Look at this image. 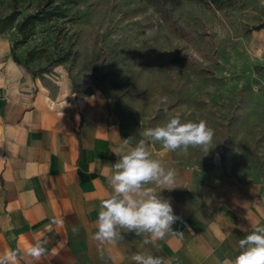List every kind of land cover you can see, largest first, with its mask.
I'll return each instance as SVG.
<instances>
[{
    "label": "rangeland",
    "instance_id": "374dc122",
    "mask_svg": "<svg viewBox=\"0 0 264 264\" xmlns=\"http://www.w3.org/2000/svg\"><path fill=\"white\" fill-rule=\"evenodd\" d=\"M44 2L0 0V40L11 56L22 40L19 23ZM55 5L62 16L35 23L14 51L51 92L101 94L134 143L140 121L155 127L176 114L203 119L215 130V149L173 153L199 166L226 161L233 175L264 181V28L255 29L264 26V0L221 8L195 1L155 8L145 0ZM12 12L19 16L10 23Z\"/></svg>",
    "mask_w": 264,
    "mask_h": 264
},
{
    "label": "crops",
    "instance_id": "0c3cea01",
    "mask_svg": "<svg viewBox=\"0 0 264 264\" xmlns=\"http://www.w3.org/2000/svg\"><path fill=\"white\" fill-rule=\"evenodd\" d=\"M122 139L111 102L64 87L51 92L0 40V258L16 253L6 264H133L129 257L145 250L141 237L125 234L103 259L91 238L109 192L105 164L116 161L111 150ZM151 150L176 172V188L161 195L182 218L173 227L184 236L148 250L176 257L174 264L234 258L241 228L264 223V181L233 175L226 161L199 166L159 145ZM37 239L47 240L39 259L27 254Z\"/></svg>",
    "mask_w": 264,
    "mask_h": 264
},
{
    "label": "clouds",
    "instance_id": "9594fccd",
    "mask_svg": "<svg viewBox=\"0 0 264 264\" xmlns=\"http://www.w3.org/2000/svg\"><path fill=\"white\" fill-rule=\"evenodd\" d=\"M167 104L168 97L160 98ZM167 113V108H164ZM141 127L139 139H122L111 152L117 157L114 163L105 164L108 170V195L100 200L92 240L97 242L99 257L104 258L106 246H117L125 234L141 237V249L129 259L133 264H174L176 257L156 255L167 238L182 239L184 232L174 229L181 221L173 209L170 198L161 195L163 190L176 188V172L155 158L151 146L160 144L168 151L198 149L207 155L215 149V130L203 119L183 121L179 114L170 116L155 127ZM159 189V191H157ZM54 223L62 224L61 220ZM75 231V230H74ZM246 234L238 240V254L234 258H214V264H264V223H250L241 228ZM47 240L37 239L27 254L39 259L46 254ZM16 253L0 258V264L15 259Z\"/></svg>",
    "mask_w": 264,
    "mask_h": 264
},
{
    "label": "trees",
    "instance_id": "16d2710c",
    "mask_svg": "<svg viewBox=\"0 0 264 264\" xmlns=\"http://www.w3.org/2000/svg\"><path fill=\"white\" fill-rule=\"evenodd\" d=\"M57 1H67V0H45L43 6L35 11L32 14L27 15L22 19V21L18 25V31L22 36V40L16 42L11 48V54L14 62L28 67V65L21 64L15 54V48L17 45H22L26 42L28 38L27 31H30L31 28L35 25V23L48 21L53 18H58L62 16V13L59 12L58 6L55 5ZM147 3L151 4L155 8L171 6L176 7L181 4L182 1H195L204 5L214 6L215 8H221L225 5L230 4L233 0H145ZM19 16L18 12H12L6 20L10 23H13L17 17ZM264 28V26H258L255 29L259 30Z\"/></svg>",
    "mask_w": 264,
    "mask_h": 264
}]
</instances>
